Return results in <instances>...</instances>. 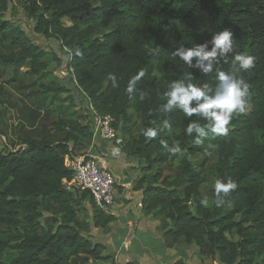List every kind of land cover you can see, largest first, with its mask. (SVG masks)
Returning <instances> with one entry per match:
<instances>
[{"label":"trees","instance_id":"1","mask_svg":"<svg viewBox=\"0 0 264 264\" xmlns=\"http://www.w3.org/2000/svg\"><path fill=\"white\" fill-rule=\"evenodd\" d=\"M23 1L26 14L38 22L37 31L57 38L70 53L68 69L99 115L113 118L120 131L119 125L131 123L129 110L134 111L142 132L125 146L131 156L149 167L166 165L174 161L168 148L182 149L186 159L179 181L163 179L159 172L146 185L136 187L143 193L146 215L164 212L170 220L165 241L183 240L220 264H264V0ZM66 19L71 26L64 25ZM103 24H112L115 30L95 38ZM225 29L234 33V53L222 62L221 70H232L235 54L255 57V67L238 74L250 84V106L248 112L233 117L227 135L209 131L196 145V134L189 136L185 131L189 118L179 110L162 114L160 107L167 102L164 93L171 82L184 80L190 73L191 83L214 87L216 74L203 76L172 53L180 46L194 48L210 41ZM6 46L12 52L0 58L5 66L23 59L40 72L50 62L48 54L21 29L0 17V48ZM141 70L145 75L130 97L128 81ZM110 73L116 75L118 87L112 86ZM46 91L66 92L54 87ZM164 120L170 127H164ZM148 127L158 131L155 139L144 137ZM78 132L92 142L91 126H77L66 130L65 138L56 143L42 140L19 151L0 150V225L12 234L23 230L19 237L0 240V264H115L112 256H102L104 246L85 237L90 224L79 219L74 204L90 200L95 229L106 230L115 217L99 212L88 193L67 191L74 177L70 160L75 158ZM212 153L216 180L231 179L236 188L223 206L214 203L208 208L200 204V189ZM197 156L202 161L194 164ZM181 182L185 183L182 192L178 190ZM53 206L58 208L59 221L42 223L43 211L50 213Z\"/></svg>","mask_w":264,"mask_h":264},{"label":"rangeland","instance_id":"2","mask_svg":"<svg viewBox=\"0 0 264 264\" xmlns=\"http://www.w3.org/2000/svg\"><path fill=\"white\" fill-rule=\"evenodd\" d=\"M25 7L23 0H0V17L3 21H8L21 29L33 44L48 54L50 62L45 70L35 72L27 60H19L16 65L11 66H5L0 61V150L5 153L19 151L32 142L42 140L56 143L65 138L66 130H72L77 126H91L92 104L77 86L72 71L68 69L70 53L61 46L57 38L47 37L37 31V20L26 14ZM64 25L69 27L71 23L66 19ZM114 30V25L103 24L97 29L95 38L102 39ZM11 52L12 49L9 46L0 48V58L9 56ZM15 54L19 55V51H15ZM53 87L64 89L66 92L46 91ZM129 117L131 118L130 124L122 123L118 127L123 145L120 147L113 146L114 152L107 160L115 168V172L121 178L119 179H131L130 190L132 192H138L136 191L137 186L144 183L146 185L149 179L159 172H162L163 179L170 182L179 181L182 175V165L186 159L183 154L175 155L174 161L166 165L154 163L149 167L144 160L134 158L125 150V146L131 138H138L142 132L140 122L133 110H129ZM77 135L79 143L74 154L75 156H81L80 154L84 153L93 144V140L88 142V135L83 137L80 132ZM215 159L216 157L212 153L204 174L206 182L200 189L202 198L207 197L209 200L208 208L214 205ZM201 161V156H197L192 160L194 164H199ZM142 182L144 183L142 184ZM184 187L185 183L181 182L178 190L182 192ZM128 203H132L130 208L139 206L137 198L130 200ZM74 206L79 219L90 224V229L84 232L85 237L93 244L104 246L105 249L101 251L103 257H113V248L117 247L118 240L130 237V230L128 233V230L125 229V217L119 216V218H116L114 216L115 221L112 226H109L106 230L95 229L92 223L94 209L90 200L74 204ZM43 215L45 219L41 221L42 223H45L46 219H50V223L59 221V211L55 206L51 208L50 213L43 211ZM144 215L148 216L145 213ZM153 218L160 223V230L165 231L172 226L164 212H157ZM22 234L23 230L12 234L6 227L0 225V240L7 241L11 236L19 237ZM152 238L151 233L137 236V239L143 240V243L148 247ZM172 247H174V249H171L173 253L169 251L170 254L186 252V256L190 257L192 264H220L219 261L201 256L197 247L188 246L183 240L170 244V248ZM149 249H156L159 252L163 250L158 245H154V248ZM132 251H139V249L135 245ZM178 263L183 264L184 262L180 261L176 264ZM89 264H113V262L90 261Z\"/></svg>","mask_w":264,"mask_h":264},{"label":"clouds","instance_id":"3","mask_svg":"<svg viewBox=\"0 0 264 264\" xmlns=\"http://www.w3.org/2000/svg\"><path fill=\"white\" fill-rule=\"evenodd\" d=\"M211 45V47H209ZM234 53V33L228 29L216 32L212 39L194 48L178 47L172 55L180 58L188 68L198 69L203 76H208L215 71V86L205 83L202 86L191 83L192 74L188 73L184 80H175L170 83L168 90L164 93L167 102L160 107L162 114H170L179 110L185 117L189 118L186 127V134H196L195 144L200 145L203 137L208 132L219 136L227 135L229 126L234 116H239L248 111L250 106V84L246 82L240 72H247L255 67V57L246 53L235 54L232 58V70L223 71L220 65L226 63L230 54ZM77 54H81L77 49ZM195 58V62H194ZM145 72L139 71L127 84L126 92L131 97L136 92L137 82L144 77ZM108 79L113 87H118L115 74H109ZM141 100L144 96L141 95ZM195 117V120L192 118ZM200 121H205L202 124ZM164 127H170L167 120L163 121ZM147 139H155L158 131L153 127L143 130ZM161 144L168 148V145L161 140ZM214 147V146H212ZM173 155L183 154L182 149L176 145L168 148ZM236 185L228 179L224 181L217 179L214 185L215 205L223 206L230 194L235 190ZM200 204L208 207L207 197L201 199Z\"/></svg>","mask_w":264,"mask_h":264},{"label":"crops","instance_id":"4","mask_svg":"<svg viewBox=\"0 0 264 264\" xmlns=\"http://www.w3.org/2000/svg\"><path fill=\"white\" fill-rule=\"evenodd\" d=\"M113 152V145L110 142L99 140L93 142V144L80 155L99 159L103 167L110 170L117 178L118 199L113 210V216L116 218H119V216L125 217V229L128 230V233L130 230V237L118 240V244L115 243L117 245V247L113 248V259L115 260V264H176L180 261H183L184 264H192L190 262V257L186 256V252H174V254H170L169 251L174 249V247L170 248V244L165 241L164 233L166 230H160V223L153 218L154 215L145 216L143 213L141 206L143 193L132 192L130 190V185L132 184L131 179L126 178L120 180L121 178L118 176L117 172H115L113 165L107 161ZM118 180L120 181L118 182ZM134 198H137V201H139V206L137 208H130L133 202H128ZM112 225L113 224L110 226ZM149 233L152 234L153 238L150 239L151 244L148 247L143 243V240H138L137 236L139 234L144 236ZM135 245L139 251L133 252L132 250ZM154 245L162 247L163 250L159 252L156 249H149L151 247L154 248Z\"/></svg>","mask_w":264,"mask_h":264},{"label":"built area","instance_id":"5","mask_svg":"<svg viewBox=\"0 0 264 264\" xmlns=\"http://www.w3.org/2000/svg\"><path fill=\"white\" fill-rule=\"evenodd\" d=\"M91 112L93 142L101 140L110 142L113 146H122L119 131L114 127L115 120L110 116L99 115L92 106ZM70 170L74 177L67 191L88 193L99 212L113 216L118 199L115 175L103 167L99 159L89 156H75L70 160Z\"/></svg>","mask_w":264,"mask_h":264}]
</instances>
